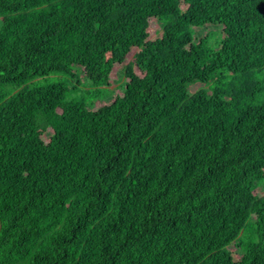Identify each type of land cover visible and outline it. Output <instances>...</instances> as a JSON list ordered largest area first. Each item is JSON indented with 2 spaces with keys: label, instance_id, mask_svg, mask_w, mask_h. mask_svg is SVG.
Returning <instances> with one entry per match:
<instances>
[{
  "label": "trees",
  "instance_id": "1",
  "mask_svg": "<svg viewBox=\"0 0 264 264\" xmlns=\"http://www.w3.org/2000/svg\"><path fill=\"white\" fill-rule=\"evenodd\" d=\"M0 264H264V0H0Z\"/></svg>",
  "mask_w": 264,
  "mask_h": 264
},
{
  "label": "rangeland",
  "instance_id": "2",
  "mask_svg": "<svg viewBox=\"0 0 264 264\" xmlns=\"http://www.w3.org/2000/svg\"><path fill=\"white\" fill-rule=\"evenodd\" d=\"M213 27L214 26L212 25H208V26H203L200 29H201V32L203 31L202 29H204L207 32H210L212 40L217 37L220 38L218 34L214 32ZM159 34H160L159 26L157 25L154 19H151V23L149 25V36L148 37L154 38L158 36ZM133 52L134 50L129 52L128 59L131 58ZM123 65L124 64H119L113 69L111 73V77H110L111 84L101 85L99 89H101L104 93L102 96L97 97V98H90V95L87 93V91L92 89L91 83L86 77H84L81 74L79 75L78 78L76 77L70 78V77L58 74V75L51 76L50 80L55 79V78L64 79V81H66L70 87H73V86L75 87V90H72V95L79 96V97L85 96L87 98L86 102L88 103V105L91 106V108L95 109L101 104L110 102L117 93H121L123 86H124V81H125V77L123 76V71H122ZM75 79L79 82H77ZM201 85L202 84L200 83L191 84L188 86V90L192 92ZM256 192L258 194L262 193L259 189H256ZM229 248H230V251L233 257L235 259H238V254L236 253L235 249L233 247H229Z\"/></svg>",
  "mask_w": 264,
  "mask_h": 264
}]
</instances>
